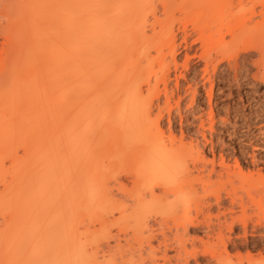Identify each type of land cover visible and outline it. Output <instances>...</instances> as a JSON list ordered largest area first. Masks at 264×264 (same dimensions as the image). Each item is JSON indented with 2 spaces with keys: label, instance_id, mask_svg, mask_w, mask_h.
Returning <instances> with one entry per match:
<instances>
[{
  "label": "bare ground",
  "instance_id": "obj_1",
  "mask_svg": "<svg viewBox=\"0 0 264 264\" xmlns=\"http://www.w3.org/2000/svg\"><path fill=\"white\" fill-rule=\"evenodd\" d=\"M171 1L0 0L4 38L0 48V264H112L115 262L110 257L112 263L103 255L104 260L101 257L99 261L94 251L88 254L86 246L127 229L140 237L152 215L181 225L182 230L175 227L173 236L180 244L188 227L194 225L193 213L188 212L193 194L188 195L185 188L195 184L207 188L215 182L231 188L229 207L223 210L226 233L221 229L215 233L216 242L224 256L230 246L237 254H229L230 259L226 256L227 262L222 257L213 258L217 264H264L259 252L257 257L248 255L243 260L238 252L239 237L233 236L235 225L241 223L244 230L247 222L234 211L238 200L235 184L243 182L247 166L241 159L248 158L261 177L264 160L255 153L263 147L253 144L249 153L239 146L243 152L236 156L235 148L224 144L187 141L181 115L179 136L173 127L172 113L180 114L181 97L167 88L170 64L174 68L180 65L170 30ZM242 1L233 5L234 0H219L217 8L227 14H222L223 23L216 29L212 28L214 19L202 22L203 16L207 20V0L180 3L179 13L199 31L195 42L200 53L196 48L191 56L184 54L181 66L186 71L194 58L204 64L200 86L209 110L195 116V135L203 141L206 130L213 132L216 123L210 107L216 86L209 65L213 66L215 58L213 72L222 61L232 63L233 71L237 70L239 52L245 49L242 31L256 40L248 42L253 46L246 45L257 51L252 64L261 69L252 78L264 85V0H254L261 9H256V21L257 7H250L254 1H248L251 5L247 1L242 5ZM158 2L163 4L162 17L156 15ZM209 4L213 5L211 0ZM246 4L250 11L248 6L244 11L239 9ZM194 8L197 14L188 16ZM216 9L213 15L219 13ZM149 16L153 19L150 25ZM224 35H228L227 40ZM164 46L168 53L163 52ZM196 83L189 87L191 104L198 96ZM164 114L167 131L161 126ZM209 145L210 154L205 151ZM206 169L209 175L203 177ZM121 175L131 177L130 189L119 182ZM211 175H216L215 182ZM255 178L249 179L250 184L262 180L258 188L263 189V176L257 177L259 182ZM116 186L126 191L133 205L116 198ZM259 189L258 197L264 198L260 192L264 190ZM168 193H173L171 201L166 198ZM179 208L183 213L176 219ZM158 232L142 238L151 250V239L160 237ZM243 238L247 241L245 231ZM165 239L159 244L166 246ZM194 261L197 264V258ZM115 264L135 263L131 259Z\"/></svg>",
  "mask_w": 264,
  "mask_h": 264
},
{
  "label": "rangeland",
  "instance_id": "obj_2",
  "mask_svg": "<svg viewBox=\"0 0 264 264\" xmlns=\"http://www.w3.org/2000/svg\"><path fill=\"white\" fill-rule=\"evenodd\" d=\"M198 1L201 2L204 0H198ZM234 1L235 2H233V5H237L238 1L240 0H234ZM248 1L249 0H243L241 4L244 5V3L246 2L249 5L251 2L249 1L250 2L249 3ZM253 1L254 0H252V2ZM171 2L173 3L169 6V9H168L169 14L173 16L172 18L173 20L171 24L172 29L170 28V30L172 31L171 33L175 37L174 38V43H175L174 54L176 52L175 55H176L178 64L180 65H178L179 67L174 68L172 63L170 64L171 71L169 70L170 71L169 73L171 74H169V76L171 78L169 77L170 79L168 81L167 88H168L169 93L171 92V93H174L175 95L178 94L181 97V104H180L179 111H181L182 113L180 112V114H178L179 112L177 111L175 112L173 111L172 113V117L174 115L173 127L175 128L177 132V136H179V131H180L179 129H180V115H181L182 128H183L184 135H186L187 141H189L190 139L191 140L193 139L194 142H199L200 144L211 142L215 146H220L221 144H224L226 145V147L235 148L236 156H238L240 153L243 152L239 148V146L245 151H249L250 153L252 145L259 144L263 148L262 150L261 149L257 150L255 154L257 155L258 158H262L264 160V85L259 84L252 78V75L255 74V72L261 70V69L259 70V68L256 65H253L255 60H257L258 53L256 54L257 51H255V48L250 47V46H253V43L252 45H250L249 43H251V40L252 42L256 41L254 36L251 35L250 33H247V32L244 33L242 31L243 36L241 35V37H244V39L242 38L243 41L242 39L241 41L244 43H241V44H243L245 49L239 52L238 68L236 71L235 70L233 71L232 66H231L232 63L230 65H227L226 63L228 62L222 61L221 64L220 63L217 64V67L213 72V67L215 65V58L212 61L214 63L213 66H212V63L209 65L210 66L209 67L210 76L212 75L211 79L214 85L216 86L214 88L215 94L213 93L214 96H213V99L210 105V107L213 109V112L215 114L214 116L216 119L215 120L216 123L214 124L215 126H214L213 132H209L208 130H206L205 132L206 137H205V140L203 141L201 140L200 137L198 136L196 137L195 135L197 124H198L197 122L198 120L195 119V116H197L198 112L200 111H203L205 113L206 111L208 112L209 110L208 101L206 100L204 96V91L202 89V86H200V84L203 83L202 72H200V70L203 68L204 64L203 62H200L199 60L194 58V59H191L192 61H190L189 66L187 67L188 69H186V71H185V68H182L181 66L182 63L184 62L183 55L188 54L191 56L196 50V48L199 47V44L195 42V39L199 37L198 36L199 31L193 28V26L190 25V23L187 24L188 22H187L186 16L179 13V7H180L181 0H172ZM209 2L210 0H207L208 4L205 5L206 7L205 15L207 17V20L204 19L205 16H203L204 21L202 22L207 23L210 20L214 19L215 24L212 26V28L216 29L217 26L219 27V25L223 23L222 18H224L227 13H225L226 11L223 12L220 8H217L218 6H220L219 0H211V3L213 5H210ZM254 3L255 1L253 2V6H250V7L254 8V5H256L257 7V8H254L255 11H257L255 12L257 13V15H254L256 19H254L253 17V20L256 21V20H259L258 10L256 9H260V5L257 6L256 4L257 2L255 4ZM248 5L246 4L244 7H241V8L239 7V9L244 11L245 7ZM200 7L201 6H199L198 8ZM236 7L237 6L233 8L237 10ZM248 7L246 9L247 11H248ZM250 7H249V11H250ZM156 8H157L156 15L158 17H162L163 16L162 15L163 4L161 2L156 3ZM229 8L231 9V7ZM214 9H216V11L219 9V13L216 12L218 15L217 14L213 15ZM197 10L194 8L188 16H192L193 14L196 15L198 12ZM235 10L234 12L233 11L232 12L235 13L236 12ZM248 12L246 13L248 14ZM222 14L224 15V17ZM247 14L245 15L244 13L243 15H245L247 18L248 17ZM221 19L222 21H220ZM248 19L249 21L251 20L249 23L252 24L253 20L250 18ZM152 20H153L152 17L149 16L148 25L152 23ZM0 21H2V18L0 19ZM246 21L248 20L246 19ZM243 23L245 24L247 22L243 21ZM249 23H247L248 26L245 24L246 27L248 28H249ZM148 25L147 27L149 29ZM184 26L186 27L185 30L183 29ZM212 28H211V31H213ZM224 36H225L224 37L225 40H227L228 35H224ZM3 41H4V38L0 32V43H1L0 48L2 44L4 43ZM168 51L169 49L166 46H164L163 52L168 53ZM196 51H198L197 53H200L201 50L198 48ZM169 57L170 56H167V60L168 59L170 60ZM242 57L244 58V60ZM179 73L180 75H183L184 77L182 76L180 77ZM195 83L198 84V96L194 100L193 104H191L192 103L191 94H189L191 90L189 87L194 88ZM175 87L178 89L176 90ZM228 94H230L231 96H228ZM160 99L161 100H159V102L162 103L163 97L161 96ZM226 103H227V106H226ZM164 116L161 120L162 121L161 126L163 127L165 131H167L166 127H168V123H167L168 118L166 114H164ZM204 118H206V114L204 115ZM248 142L250 143L253 142V143L251 144L249 143L250 144L249 145ZM205 151L208 154H210V145L206 147ZM218 151H219V147H217L216 149L217 158H218V153H219ZM243 160H245L247 166L245 165L246 168L243 171L245 176L243 174L241 178L243 177L242 178L243 182L246 181V183L242 185L243 182L239 180L241 186L239 184V181L238 183L235 184V191L237 192L238 200L236 201V204L234 205V207H237V208H234V211H235V215L237 213L238 217L242 218V221L244 222L247 221L245 223L246 230L245 229L243 230L241 223L236 224L233 229L234 231L233 236L239 237V240H238L239 242L238 250L239 251L238 252H239V255L243 258V260H245L248 255L257 257L258 252L259 254H262V256L264 257V198L262 197L259 198L258 197L259 192H257V190L261 188V186L258 188V186L260 185V182H263L262 180H260L259 182L258 179L259 178L262 179L261 178L262 176L264 178V169L261 170L262 175L260 174L261 177H259V175L256 174L258 169L255 167H252L250 160L246 157L241 159V161ZM5 165H8V162H5ZM208 172H209L208 169H206L202 172L203 174L201 173V175L203 177L204 176L206 177L207 175H209ZM250 174L254 175L253 178L251 177V179L250 177H248ZM246 176L248 177V179H246L247 178ZM256 176L258 177V179ZM120 178H119V182L121 181L120 183H122L126 189H130L127 186L128 184H129V187L132 186V183H131L132 181L131 182L129 181V180H132L131 177L129 175H124V176L121 175ZM254 178H255V182L256 181L259 182V184L258 183L254 184L255 188L253 184H250L251 181L254 180ZM216 179H217L216 175H211L212 182H215ZM221 180H224V179H221ZM228 187L227 185L217 184L215 182V183H212V185L210 184V186L208 185L207 188L201 185L197 186V184L185 188V192L187 194L189 193L188 195L193 194L191 196L192 198L189 197L188 212L193 213L191 214V216L189 213V216L194 221L192 222L194 225L189 226V227L187 226L188 229L187 228L186 229L189 231H186L188 233H185V237L184 239H182L180 244L179 243L177 244L173 241L174 239L173 236H174L175 230H177L178 227H179L178 230L180 231L181 225L177 221L170 220L171 221L170 222L169 220L161 219V217H159L158 215L157 216L152 215L153 217L150 216V218L146 220V230L142 236L135 237L132 235L131 229H127L125 232L117 234L118 236H112V237L110 236L109 238L106 239V241L103 240V241L98 242L97 243L98 245L91 244L92 246L90 245L86 246V251L87 253L90 252V254H92L91 252L94 251L93 256H95L99 261L101 260L102 255L105 256V259L108 257L107 261L111 263L113 261L115 263L117 262L120 263L122 261L124 262L126 260L132 259L133 263L135 264H196L194 259L197 258V264L198 263L199 264H217L214 258L221 259L220 257L225 259V262H227L228 258L226 256H228L230 259L229 254L235 257L237 253L230 246L229 249H227L228 250L227 253L229 254L224 256L225 253L223 254V251L220 248V245L216 242L217 235H215V233L218 234L217 232L220 229L222 230L221 231L222 233H226L224 227L222 226L223 225L222 221L224 220L223 219L224 218L223 210H225L224 207H229L230 200L229 198H227V195H228V191L230 192L231 188H228ZM241 188L242 190H240ZM113 190H114L113 194L116 196L118 200H120L123 203L129 202L130 204H128L127 206L133 205L131 204L132 202L131 197L128 196L125 190H121V189L118 190L117 186L116 188H113ZM259 190H264V187L263 189H259ZM260 192L261 194L263 193L262 196L264 197V192L262 191ZM194 195L195 196L197 195L196 198L194 197ZM170 197H174L173 193H168L166 195V198H168L167 200H169ZM252 197L254 198L251 199ZM261 198L263 199V201H261ZM172 199L170 198V201ZM199 204L202 206H200ZM200 207L201 208L203 207L202 210ZM179 210L180 211H178V213L175 214L176 219L179 218L183 213L182 208H179ZM192 216H195V217H192ZM196 219H198L199 222ZM168 223L169 224L174 223L172 225L174 226L173 229H172V226L169 225ZM0 224L1 225L3 224V220H1V218H0ZM157 230L160 232H158ZM151 231H156L160 234V237L156 236V239L155 238H153L154 240L151 239V245L153 247V250L149 248L148 242L146 240H142V238L146 237L149 232L151 233ZM244 231L246 233L247 241L243 238ZM163 238L164 239L166 238L168 240L165 243L166 246H164L163 244L162 245L159 244V242L161 243L163 241ZM230 250H233V251H230ZM192 252H195L194 254H196V257L193 256ZM233 256L231 257L232 261L236 259V258L234 259ZM109 257L113 261L112 260L110 261ZM102 260H104L103 257H102ZM115 263H112V264H115Z\"/></svg>",
  "mask_w": 264,
  "mask_h": 264
}]
</instances>
